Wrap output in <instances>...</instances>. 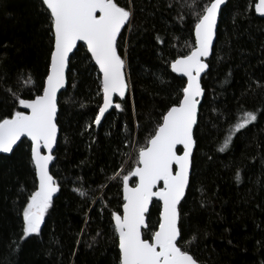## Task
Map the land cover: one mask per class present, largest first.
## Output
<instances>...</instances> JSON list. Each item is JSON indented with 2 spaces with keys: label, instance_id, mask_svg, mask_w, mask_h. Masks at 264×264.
<instances>
[{
  "label": "trees",
  "instance_id": "obj_1",
  "mask_svg": "<svg viewBox=\"0 0 264 264\" xmlns=\"http://www.w3.org/2000/svg\"><path fill=\"white\" fill-rule=\"evenodd\" d=\"M255 2L228 0L202 78L192 173L179 206L180 244L201 264H264V16L255 12ZM118 3L129 6V0ZM193 4L132 0L131 26L118 38L130 90L124 110L113 109L99 126L93 120L103 99L101 78L86 47H78L59 98L52 167L59 193L39 235L21 239L23 208L38 186L31 144L23 140L11 155H0V264H119L111 214L122 212V176L135 167L137 149L186 82L170 64L194 42L199 9ZM49 27L40 0H0V119L21 111L13 92L23 99L41 94L52 44ZM29 74L34 87L26 81ZM244 111L257 112L258 119L220 151ZM160 211L154 201L152 224Z\"/></svg>",
  "mask_w": 264,
  "mask_h": 264
},
{
  "label": "snow or ice",
  "instance_id": "obj_2",
  "mask_svg": "<svg viewBox=\"0 0 264 264\" xmlns=\"http://www.w3.org/2000/svg\"><path fill=\"white\" fill-rule=\"evenodd\" d=\"M226 0H208L195 11L192 25L194 42L190 51L171 61L172 72L185 78L178 98L148 134L146 143L135 153V167L122 176V214L112 212L114 231L118 236L119 264H201L191 251L182 246L181 212L178 208L190 184L193 167L194 126L198 124V106L204 93L201 74L209 68L206 59L212 54L217 30L218 14ZM42 11L50 20L52 36L46 79L41 94L23 99L12 93L19 105L28 111H15L10 118L0 119V153H12L22 137L31 141V161L38 178V186L27 198L23 208L21 239L39 235L45 214L52 206L53 194L59 184L50 173L53 145L58 132L57 93L64 88L70 53L78 41L87 45L91 58L98 65L102 79L100 87L103 104L93 124L99 126L109 109L124 110L129 91L126 61L119 51L118 38L122 29L131 26L134 16L132 0L129 6H120L118 0H40ZM254 10L264 16V0H256ZM163 43V41H160ZM23 75V74H21ZM28 84L35 86L31 75ZM11 91V90H9ZM114 97L120 103H114ZM258 119L255 111H244L220 151H225L232 135ZM91 127V125H89ZM47 149V154L42 153ZM119 173L113 179L119 178ZM130 178L134 186H130ZM237 180L240 179L237 173ZM81 197L88 193L75 189ZM154 198L162 202L157 224L150 222V205ZM145 233L149 238L145 239ZM194 234L191 240H195ZM190 241L186 243L190 244ZM232 243L231 240L228 241Z\"/></svg>",
  "mask_w": 264,
  "mask_h": 264
},
{
  "label": "water",
  "instance_id": "obj_3",
  "mask_svg": "<svg viewBox=\"0 0 264 264\" xmlns=\"http://www.w3.org/2000/svg\"><path fill=\"white\" fill-rule=\"evenodd\" d=\"M227 2H228V0H226V3L224 4V5H222L221 6V11H220V13L218 14V20H217V29H218V23H219V19H220V15H221V12H222V10H223V8L225 7V5L227 4ZM124 29H122V31H123ZM216 37H217V30H216V35H215V37H214V41H213V46H214V44H215V42H216ZM80 45H84L85 47H86V49H87V45L83 42V41H78L77 42V47L75 48V49H73V52L72 53H70L69 55H70V60H71V58H72V56L74 55V53L76 52V50L78 49V47L80 46ZM88 51V50H87ZM89 53V55H90V57H91V53L90 52H88ZM211 56V55H210ZM209 56V57H210ZM209 57L206 59V63H207V60L209 59ZM92 59V58H91ZM92 61H93V63L95 64V61H94V59H92ZM96 65V64H95ZM96 67H97V69H98V73H99V75H100V78L102 79V73H100V71H99V67H98V65H96ZM69 68H70V62H69V65H68V68L66 69V81H65V86H64V88H62L58 93H57V98H58V113H59V98H60V95L67 89V87H68V72H69ZM207 70L208 69H206L205 70V73L207 72ZM125 71H126V74H127V68L125 69ZM205 73H202L201 74V77L203 78V76L205 75ZM177 74V73H176ZM178 75V74H177ZM127 77H128V75H127ZM185 79H186V77H185ZM128 84H129V81H128ZM201 86H202V88L204 89V87H203V84H202V79H201ZM129 90H130V85H129ZM128 93H129V91L126 93V97H127V95H128ZM204 93H205V90H204ZM204 93H203V95L199 98L200 99V101H201V103H200V105L198 106V115H199V110H200V106H201V104H202V101H203V98H204ZM126 97H125V99H126ZM102 98H103V94H102ZM120 102V98L119 97H114V103H119ZM102 104H103V99H102V103H101V106H102ZM20 108H21V111H28V110H26V109H23V107L22 106H20ZM113 109H109L108 110V112H106L105 113V116L102 118V122H103V120L105 119V117L112 111ZM58 118V117H57ZM197 119H198V117H197ZM101 122V123H102ZM58 124V123H57ZM97 126V125H96ZM195 127L196 126H194V130H195ZM59 137H60V128H59V125H58V132H57V139H56V143L53 145V150H52V155H53V157H54V159H53V161L52 162H50V164H49V170H50V173L52 174V167H53V165H54V163L56 162V159H57V156H56V149H57V144H58V140H59ZM23 140H27V141H29L30 142V144H31V141H30V139L29 138H27V137H22L21 138V141H18L17 142V144L14 146V150H15V148L23 141ZM194 140H195V138H194ZM195 145H196V143H195ZM194 150H195V146H194V148H193V154H194ZM13 153V152H12ZM12 153H0V155H6V156H9V155H11ZM42 153L43 154H47V149H42ZM191 173H192V169H191V172H190V178H191ZM53 175V174H52ZM54 176V175H53ZM55 178V177H54ZM56 179V178H55ZM132 179H136V178H130V186H134L132 183H131V180ZM37 181H38V178H37ZM189 187V186H188ZM188 187L186 188V191H185V195H186V192H187V189H188ZM58 193H59V190L56 192V193H54L53 194V197H52V202H53V200L58 196ZM185 197V196H184ZM184 197H183V199H184ZM183 199L181 200V202L183 201ZM154 201H157V199L156 198H154V200H153V202ZM160 203V205H161V210H162V202H159ZM181 204V203H180ZM152 205H153V203L150 205V210H151V207H152ZM179 206L180 205H178V208H179ZM121 214H122V212H121ZM114 224H115V222H114ZM43 225V223L41 224V226ZM146 239V238H145Z\"/></svg>",
  "mask_w": 264,
  "mask_h": 264
}]
</instances>
